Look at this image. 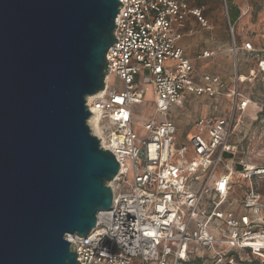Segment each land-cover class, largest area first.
Segmentation results:
<instances>
[{
    "label": "built area",
    "instance_id": "built-area-1",
    "mask_svg": "<svg viewBox=\"0 0 264 264\" xmlns=\"http://www.w3.org/2000/svg\"><path fill=\"white\" fill-rule=\"evenodd\" d=\"M117 1L122 7L115 18L117 42L106 55L105 89L88 98L87 105L91 118L98 119L99 131L90 127L93 135L114 155L120 170L111 186V209L97 215L88 236H71L77 262L192 264L195 252H210L224 243L237 258L218 252L213 264H249L246 252L264 264L263 196L253 183L264 176V165L236 160L237 148L230 143L238 113L253 105L240 86L247 78L238 76L232 89L219 76L204 75L203 85L193 79V64L179 41L188 16L204 27L209 24L201 9L190 8L186 0ZM243 49L256 52L251 42ZM238 51L235 46V56ZM258 62L254 76L264 74V58ZM109 78L118 84L110 88ZM147 92L153 94L161 121L141 115L150 103L145 102ZM187 94L226 95L231 113L198 119L179 140L168 115L171 107H182ZM235 175L249 181L238 205L232 198ZM238 206L254 215L239 212ZM212 225L222 226L221 240L210 231Z\"/></svg>",
    "mask_w": 264,
    "mask_h": 264
},
{
    "label": "water",
    "instance_id": "water-1",
    "mask_svg": "<svg viewBox=\"0 0 264 264\" xmlns=\"http://www.w3.org/2000/svg\"><path fill=\"white\" fill-rule=\"evenodd\" d=\"M117 0H0V264H79L120 167L89 126Z\"/></svg>",
    "mask_w": 264,
    "mask_h": 264
},
{
    "label": "rangeland",
    "instance_id": "rangeland-1",
    "mask_svg": "<svg viewBox=\"0 0 264 264\" xmlns=\"http://www.w3.org/2000/svg\"><path fill=\"white\" fill-rule=\"evenodd\" d=\"M227 2L231 15V26L224 13V0H192L191 4L203 9L210 26L209 28L204 27L196 21L190 25L187 37L192 39L193 42L192 51L187 50V54L202 72L219 75L227 83L228 89H232L236 84L238 79L237 70L242 74H246L247 80L243 85V90L244 94L252 98L253 105L247 111L238 113L233 125L230 143L237 148L236 160L245 159L251 165L260 166L264 165V75H251L257 69V53L254 55L245 54L244 57L240 55V52L239 55L244 61V65H241L242 62L238 64L236 62L234 49L235 46L241 48L247 41H252L258 54L262 57L263 54L260 51L264 50V0H227ZM236 12L238 20L233 18ZM188 42L189 40L184 39L181 44L185 47ZM205 51L212 52L214 55L212 58L199 60V56ZM239 55L237 61L241 59ZM115 84H118V80L110 78L109 87L113 88ZM152 98L153 94L147 92L145 102L150 103L147 110L141 115L142 117H155L161 121L162 116L156 114L153 109ZM231 109V99L226 95L216 98L193 96L184 102L181 108L172 107L168 116L173 119L178 127V139L183 140L191 124L199 117L228 116ZM89 125L93 128L92 123H89ZM234 182L232 198L238 205V202L244 196L245 190L249 187V181L240 180L239 176L235 175ZM253 183L260 187L263 196L261 210L264 212V176L257 177ZM238 209L241 210H239L241 213H253V211L248 212L240 206H238ZM261 215L262 213H260ZM217 226L222 228L221 225ZM218 228L212 225L210 231L219 241L224 237V234H221ZM218 252L222 253V256L232 254L237 258V255L227 244L217 243L213 251L195 252L192 256V264H213ZM242 254L249 264H261V259H257V257L247 252Z\"/></svg>",
    "mask_w": 264,
    "mask_h": 264
},
{
    "label": "crops",
    "instance_id": "crops-1",
    "mask_svg": "<svg viewBox=\"0 0 264 264\" xmlns=\"http://www.w3.org/2000/svg\"><path fill=\"white\" fill-rule=\"evenodd\" d=\"M186 2L188 3V5H189V7L190 8H192V9H201V11H202V16L207 20V18L205 17V15H204V11H203V9L202 8H199V7H196V6H194L193 4H191L192 3V0H186ZM224 13H225V15H226V18L228 19V22H229V25L231 26L232 25V23H231V15H230V12H229V8H228V2H227V0H224ZM234 19L235 20H238V14H237V12L236 13H234ZM198 22L199 24H201L199 21H198V19H197V17H195V16H193V15H190V16H188L187 18H186V21H185V24H184V28H183V31H182V33H183V36H182V39L179 41V47L183 50V53H184V56L186 57V58H188V59H190L191 60V58L189 57V55L187 54V50H189L190 52L192 51L191 50V48H192V42H193V40L192 39H190V38H188L187 37V32H188V29L190 30V25H192L194 22ZM207 22H208V24H209V21L207 20ZM236 22V21H235ZM209 26H210V24H209ZM189 40V42L186 44V46L185 47H183L182 46V44H181V42L183 41V40ZM247 42H251V43H253L252 41H247ZM253 45V47L256 49V47H255V45L254 44H252ZM243 46H244V44H243ZM243 46L241 47V48H239V51H238V53H237V55L235 56L236 57V62H237V64L239 63V62H242L241 63V65H244V61H243V58L241 57V56H244L245 57V54L247 55H254L255 53H257L256 54V56H257V61H259V59L261 58L260 57V55L258 54V51H257V49H256V52H254V53H249V52H247V51H244V49H243ZM237 47V46H236ZM241 52V53H240ZM260 52H262V53H264V50H262V51H260ZM205 53H210V52H207V51H205V52H203V53H201V55L199 56V60H205V59H208V58H204L203 57V55L205 54ZM212 53V52H211ZM239 53H240V55H239ZM213 55H214V53H212ZM212 55V56H213ZM240 56V60H238L237 61V56ZM212 56L211 57H209V58H212ZM191 62H192V64H193V68H194V72H193V79L198 83V84H204V80H203V76L204 75H214V76H219V75H217V74H212V73H208V72H202L201 70H199V68L195 65V63L191 60ZM259 63V62H258ZM242 67V66H241ZM237 68H238V66H237ZM257 72H258V70H259V67H258V65H257ZM256 70H255V72H256ZM254 71L252 72V74L251 75H253V73H255ZM236 75L237 76H244V77H246V74H242V73H240L239 72V70H237V73H236ZM260 75H264V74H260ZM220 77V76H219ZM221 78V77H220ZM247 78V77H246ZM221 81H222V83H224L225 84V86L226 87H228L227 86V83L221 78ZM245 83H243V84H241L240 86H241V90H242V92L244 93V90H243V85H244ZM246 95V94H245ZM193 96H195V95H191V94H187L186 95V97H185V101L184 102H186L189 98H191V97H193ZM249 96V95H248ZM216 97H218V96H216ZM216 97H214V98H216ZM172 108V107H171ZM170 108V109H171ZM230 113H231V111H230ZM230 113H229V115H230ZM228 115V116H229ZM228 116H218V117H228ZM209 117V116H208ZM211 117H215V116H211ZM201 118H207V117H199L198 119H201ZM168 119L169 120H171L174 124H175V122L173 121V119L172 118H170L169 116H168ZM198 119H196L192 124H191V126L189 127V130H188V132H190L191 131V129H192V127H193V125H194V123L198 120ZM176 125V124H175ZM176 127H177V125H176ZM177 133H179V130H178V127H177ZM188 132H186V134L188 133ZM185 134V135H186ZM184 135V136H185ZM177 137H178V134H177Z\"/></svg>",
    "mask_w": 264,
    "mask_h": 264
},
{
    "label": "bare ground",
    "instance_id": "bare-ground-1",
    "mask_svg": "<svg viewBox=\"0 0 264 264\" xmlns=\"http://www.w3.org/2000/svg\"><path fill=\"white\" fill-rule=\"evenodd\" d=\"M109 80H110V78H109ZM92 97H93V96H92ZM92 97H89L90 100L92 99ZM91 123H92V125L95 126V128L99 131V129H98V125H97V124H98V119H96L95 117H92V118H91ZM234 177H235V176H234ZM111 185H113V184L111 183ZM66 239L69 240V241H71V236L68 235Z\"/></svg>",
    "mask_w": 264,
    "mask_h": 264
},
{
    "label": "trees",
    "instance_id": "trees-1",
    "mask_svg": "<svg viewBox=\"0 0 264 264\" xmlns=\"http://www.w3.org/2000/svg\"><path fill=\"white\" fill-rule=\"evenodd\" d=\"M233 18H234V16H233ZM263 55H262V58H264V53H262ZM250 264H254V263H250ZM255 264H260V263H255Z\"/></svg>",
    "mask_w": 264,
    "mask_h": 264
}]
</instances>
